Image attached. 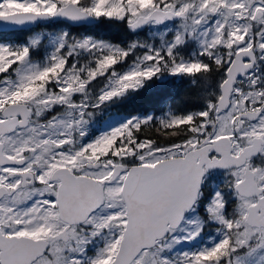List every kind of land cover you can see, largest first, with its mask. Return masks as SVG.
Returning <instances> with one entry per match:
<instances>
[{
  "label": "snow or ice",
  "instance_id": "6c2138e0",
  "mask_svg": "<svg viewBox=\"0 0 264 264\" xmlns=\"http://www.w3.org/2000/svg\"><path fill=\"white\" fill-rule=\"evenodd\" d=\"M102 22L127 38L68 30ZM3 26L30 34L0 42V264H264V0H0ZM176 80L192 107H140Z\"/></svg>",
  "mask_w": 264,
  "mask_h": 264
},
{
  "label": "trees",
  "instance_id": "16d2710c",
  "mask_svg": "<svg viewBox=\"0 0 264 264\" xmlns=\"http://www.w3.org/2000/svg\"><path fill=\"white\" fill-rule=\"evenodd\" d=\"M74 34L81 35H93L98 39L111 40L113 42H121L127 38L126 29L122 25L111 24L108 22H102L92 26H84L81 28H70ZM29 32L21 31H7L0 32V41L18 42L23 41L29 35ZM165 92L168 96L174 98L177 102L178 107H183L184 103L187 102L189 107L195 103L194 100L189 98V86L186 82L179 80L174 81L163 86H155L150 93H147L141 98L140 107L152 109L153 107L159 111V106L156 104L160 93ZM131 109H122V111H130ZM107 113V112H106ZM112 115L111 113H109Z\"/></svg>",
  "mask_w": 264,
  "mask_h": 264
},
{
  "label": "rangeland",
  "instance_id": "374dc122",
  "mask_svg": "<svg viewBox=\"0 0 264 264\" xmlns=\"http://www.w3.org/2000/svg\"><path fill=\"white\" fill-rule=\"evenodd\" d=\"M58 27H66V25H60V26H58ZM43 30H45V31H48V30H50V29H47V28H45V29H43ZM68 30H70V29H68ZM8 42V41H7ZM110 119V114H108L107 116H106V119H103V122L101 123V124H97L96 123V127L97 128H99V129H105L106 127H107V122H108V120Z\"/></svg>",
  "mask_w": 264,
  "mask_h": 264
},
{
  "label": "water",
  "instance_id": "95a60500",
  "mask_svg": "<svg viewBox=\"0 0 264 264\" xmlns=\"http://www.w3.org/2000/svg\"><path fill=\"white\" fill-rule=\"evenodd\" d=\"M92 26V25H91ZM15 30H22V31H25L27 30L26 28H13V27H8V26H3V27H0V32L2 31H15Z\"/></svg>",
  "mask_w": 264,
  "mask_h": 264
},
{
  "label": "flooded vegetation",
  "instance_id": "af4514ba",
  "mask_svg": "<svg viewBox=\"0 0 264 264\" xmlns=\"http://www.w3.org/2000/svg\"><path fill=\"white\" fill-rule=\"evenodd\" d=\"M103 119H106V116L102 115V116H98L96 118V123L99 125L103 122Z\"/></svg>",
  "mask_w": 264,
  "mask_h": 264
}]
</instances>
